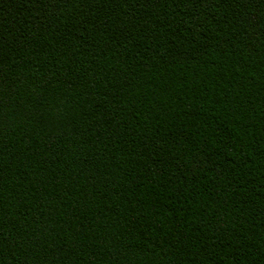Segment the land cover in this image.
<instances>
[{
  "label": "trees",
  "instance_id": "16d2710c",
  "mask_svg": "<svg viewBox=\"0 0 264 264\" xmlns=\"http://www.w3.org/2000/svg\"><path fill=\"white\" fill-rule=\"evenodd\" d=\"M0 264H264V0H0Z\"/></svg>",
  "mask_w": 264,
  "mask_h": 264
}]
</instances>
